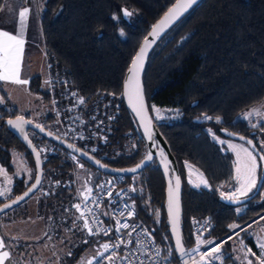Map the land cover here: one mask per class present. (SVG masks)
I'll use <instances>...</instances> for the list:
<instances>
[{
  "label": "trees",
  "instance_id": "trees-1",
  "mask_svg": "<svg viewBox=\"0 0 264 264\" xmlns=\"http://www.w3.org/2000/svg\"><path fill=\"white\" fill-rule=\"evenodd\" d=\"M174 2L44 0L39 14L43 45L63 73L62 89L74 90L85 104L92 106H100L103 98L109 102L112 114L107 132H99V138L68 141L112 168L132 167L145 156L146 145L122 101V83L140 43ZM3 4L4 0H0V9ZM124 9L132 15L125 17ZM114 15L119 21L112 19ZM49 66L51 71L53 67L50 63ZM142 80L151 116L152 104L177 114L171 121H157L153 116L152 119L168 144L182 179V241L186 249L195 247L197 242L198 235L193 232L195 221L208 220L211 228L204 237L221 241L229 236V225L251 224L259 219L264 213V161L255 193L238 204H225L218 188L232 183V159L212 140L207 127L225 137V133L230 132L256 143L257 132L251 134L252 128L234 118L264 99V0H201L151 51ZM40 87L41 78L33 76L28 90L47 99ZM0 94L7 100L1 86ZM81 108L79 111L84 113V118L90 115L89 109ZM100 112L99 109L98 114ZM16 116L14 107H0V166L9 172L12 155L18 154L24 157L33 176L30 181L14 184V196L25 191L35 176L30 153L6 126V121ZM204 116L216 121H196ZM28 136L40 152L43 163L40 187L48 195L43 194L40 203L51 207L53 202L57 214L61 215L66 206L73 205L72 186L68 184L72 180V167L66 157L56 152V145L32 131ZM129 140L134 147L126 152ZM80 162L94 173V180L107 177ZM186 163L201 171L209 189H194L185 182ZM127 181L135 200L137 218L150 231L156 244L172 248L164 213L165 184L157 163L152 162ZM238 207H243L239 213ZM251 246L256 250L254 244ZM19 247L18 250H24ZM172 260L176 261L174 256Z\"/></svg>",
  "mask_w": 264,
  "mask_h": 264
},
{
  "label": "rangeland",
  "instance_id": "rangeland-1",
  "mask_svg": "<svg viewBox=\"0 0 264 264\" xmlns=\"http://www.w3.org/2000/svg\"><path fill=\"white\" fill-rule=\"evenodd\" d=\"M43 7L44 0H4V4L0 9V30H5L9 33H16L19 27V12L25 8L29 9L27 19L29 34L27 37V51L24 62L26 72L24 70V73H26L27 76L29 75L32 77L38 75L41 78L40 88L46 93L45 95H47L48 98L44 99V97L42 98V95L32 94L30 96L27 94V97H31V99H26V94H22L19 88L1 82V88L7 96V100H5L0 94V107L4 108L10 105L17 110L18 116L24 117L32 123L38 124L67 140L71 138V135L74 132L80 136L79 141L83 142L90 138H93V140L99 138V132H107L106 126L112 118L109 109V102L104 101V99L101 98L100 106H92V104H85V102L81 104L79 101L81 99L83 100V98H80L74 90L70 91L67 87L62 89L61 83H64L65 81L64 78H62L63 73L61 74V71H59L60 69H57L53 59L49 57L45 46L43 45L41 30L38 28L36 29L34 26L33 19L36 22V16L38 18ZM49 63L53 67L51 71ZM52 73L54 75H52ZM46 81L48 83H46ZM74 93L75 95H73ZM80 107H82V110L89 109L90 115L84 118L82 116L83 112L79 111ZM153 107L159 109V119H157V113L152 110ZM253 108H260L264 111V99L260 103L252 105L242 113L238 114L234 118V121L245 122L254 130L251 134H254L255 131L257 132L256 143H253L254 149L244 141L225 137L221 134L215 133L213 129L207 127V132L212 140L222 151L229 154L232 159V183L228 186H220L218 188L220 195L221 193H223L224 196L231 195L235 189L239 187L235 180L237 155L234 148H248L257 158V183L253 192L249 193V195H252L257 190L260 180L261 166L263 164V161H261L259 157L264 156V147H262V145H264V120H261L256 116L251 117L250 120L244 118L245 113ZM99 109L101 112L98 114ZM151 112L153 118L157 121H171L177 116L174 110L160 108L153 104L151 105ZM99 116L104 117V119L100 120L99 118L101 117ZM204 117H201L196 121L201 122L209 120ZM211 120L216 121L215 119H210V121ZM252 124H256L257 127L253 128ZM84 126H86V129ZM221 141H223V143H221ZM133 144L134 143L130 140L126 142V152L134 147ZM229 144L233 145L234 148H230ZM89 149L96 150V148ZM43 150L45 151V148ZM67 159L72 167V180L71 183H69V186H72L73 205H75L78 195L81 193H88L89 189L94 190L101 177H96L95 175L98 180H94V173L82 165L78 159H73L72 155ZM10 165L11 169L9 172H6L4 168L0 166V169H3V172L0 173V189H3L6 185L11 189V191L5 196H0L1 204L15 197V193L12 192L14 184H18V181L23 183L30 181L33 176V171L26 167L24 157L21 155L13 154ZM186 165H190L191 167L189 168ZM190 171L192 173L191 176L189 175ZM201 174V171L197 167L188 163L185 164L183 174L185 182L194 189H209L210 186L208 182L207 187L200 183L199 176ZM203 178L206 180L204 175ZM9 179L11 181L10 184L7 183ZM190 180L192 181L191 183H189ZM196 185H199V187ZM43 194L48 195L47 192H45V189L40 187L38 191L24 203L0 215V226L4 227L5 224H9L7 233L9 244H7V248L13 263L86 264L89 259L95 257L98 253V242H95L94 239L89 238L84 233L83 226H81L82 224H80L79 219H77V213L73 205L71 207L66 206L61 215L60 213L57 214V209H55L53 202L51 207L44 206L40 203ZM249 195L247 197H249ZM247 197L242 196L239 199H246ZM49 202H51V200H49ZM237 209L242 211L243 207H238ZM237 225H239V227L234 230L230 231L228 228L230 234L225 240H215L217 243H224L223 247L220 249V258L216 259L213 263L247 264V261L251 260L252 264H259L261 249L258 246L257 237L259 236L264 239V231H262L264 230V213L259 219L251 224L238 223ZM241 229H246V231H241ZM237 232L240 233L239 236L236 235ZM206 233L207 231L199 235V239L213 240L205 238L204 235ZM229 237H231V239H229ZM241 240H243L244 245L246 246L245 249H242L240 246ZM84 241H89L88 247L84 246ZM251 243L254 244L256 250L252 249ZM19 246L24 250H18L17 248ZM196 246L197 244L195 247ZM161 247L169 249V246L166 245H161ZM193 248H190L188 251ZM248 249L251 250V255L245 258V251ZM200 250L201 252H204L206 251V247L201 246ZM195 256H198L196 261H199V255ZM172 263H177V261L172 260Z\"/></svg>",
  "mask_w": 264,
  "mask_h": 264
},
{
  "label": "snow or ice",
  "instance_id": "snow-or-ice-1",
  "mask_svg": "<svg viewBox=\"0 0 264 264\" xmlns=\"http://www.w3.org/2000/svg\"><path fill=\"white\" fill-rule=\"evenodd\" d=\"M197 3V0H177L176 4H174L172 7L168 9V12L165 14V16L152 27L151 32L149 33V36L151 37V40L148 38H145L143 44L141 45L139 52L136 54V56L133 58L131 62V66L128 68V77L125 80L124 83V95L128 98L129 104L132 107L133 111L136 112L137 117L142 121V126L145 129V134L148 136V138L151 140L152 137V124L151 120L147 119L146 116V109L144 105V96H143V89L140 81V71L143 68V58L146 55V49L151 46L152 43L155 42V39L157 36L160 35V33L169 25H171L173 22H175L177 19H179L180 16H182L185 12H187L190 8L193 7ZM29 15V9L25 8L22 11L19 12V27L17 29V32L15 34H11L8 31L0 30V81H5L9 83H13L16 85H25L28 83L27 80H23L20 78V71H21V63L24 53V45H25V29L27 25V19ZM123 15L125 17H129L132 15L130 11L127 9L123 10ZM114 21H119V17L114 15L112 17ZM121 35H123V32H121ZM46 83H48L46 81ZM75 95V93L73 94ZM79 103H84V101L81 99ZM154 112L157 113V119L160 118L159 116V109H156L153 107L152 109ZM253 116L259 117L261 120H264V111H262L260 108H253L249 112L245 113L244 118L249 119ZM205 119H211V117L205 116ZM220 122V119L217 118V123ZM31 124V121H25L23 117L18 116L16 120H9L8 124L12 128L17 129L21 133L24 132L23 125ZM35 127H40L38 124L35 125ZM252 127H257L256 124H252ZM41 131H43V128H41ZM231 135V133H228ZM24 138L27 140L28 137L25 135ZM240 139H244V137H240ZM153 143H155L153 141ZM223 143V141H221ZM247 144L251 145L252 140H248ZM68 147L74 148L73 145H69ZM230 148H234L233 145L229 144ZM264 147V145H262ZM78 151V149H75ZM237 160L235 165V171L236 176L235 180L239 187L235 189V191L228 196H224L223 193H221L222 198L230 200L234 203L240 202V197H247L249 193H252L254 188L256 187L257 178H256V164H257V158L253 155L251 151H249L248 148H240L235 149ZM35 151V149H33ZM95 151V149H93ZM161 155H163V150H161ZM89 159H92V157H88ZM152 155L148 154L145 158V161H142L140 165H137L136 168L129 169V171L136 172L138 168L143 167L144 163L147 161L152 160ZM75 159V157H73ZM261 161H264V156L259 157ZM97 164H99V161H96ZM187 167H191L190 165H186ZM100 167H104V165H100ZM165 167L167 168V164L165 163ZM37 168H39V165H37ZM3 172V169H0V173ZM189 175L191 176V171L189 172ZM200 183L204 184L205 187H207V181L203 178V175L201 174L199 176ZM192 181L190 180L189 183ZM8 184L11 183L10 179L7 181ZM41 183V178L39 175V172L37 173L35 177V183L28 189L27 192H25L23 195L18 196L15 200L12 201V204H16L19 201L23 200L25 197L29 195L38 185ZM199 187V185H196ZM103 187V186H101ZM179 188H180V180L179 178H176L175 181V190L171 187V182L169 186L168 191V215H169V223L171 225V229L174 234L177 233L179 224H180V207H179ZM11 191L10 188L7 187V185L0 189V196H5ZM81 195H84L81 193ZM109 196L112 195L111 191L108 193ZM117 196H121V193H116ZM91 196V190L89 189V194L86 195L85 201L89 200ZM93 203H96V201H93ZM98 206V205H97ZM11 207V204H4V208H0V211H3L6 208ZM77 209L78 212H80V216L77 217V219H83V227L87 230L88 235H94L99 234L103 232L104 235H108L109 230L107 228H99L95 227L100 223V221L95 218V214L92 212L91 209L87 210L88 215H92L93 219L90 221L85 218L86 213L84 211H81V206L79 204L73 205ZM125 211L127 212V216L131 218L133 216V211L130 205L125 202V210L120 212L121 216L125 215ZM239 209H237V212L239 213ZM159 216V213L157 212V217ZM207 223V221H205ZM131 227L133 231H135L134 225L129 224H121L119 220H117V227L116 231L119 232L121 228L127 229ZM239 225L232 224L229 225V229L234 230L238 228ZM250 227V226H249ZM241 231H246V229H241ZM264 231V230H262ZM131 233H129L130 235ZM147 234V233H145ZM237 236L240 235L239 232L236 233ZM231 239V237H229ZM87 243L88 241H84ZM224 242L217 243L215 240H201L197 239V246L193 248L190 251H187L184 249L182 245V241L180 237L177 235L176 238V251L180 254V258L182 261V264H187V260L184 258L186 256H195L199 255V261L193 260V264H213V262L216 259H219L221 256L220 249L223 247ZM257 243L259 248L261 249L260 256H259V264H264V239L257 237ZM127 244H125V247ZM201 246L206 247V251L201 252ZM210 246V247H209ZM242 249H245L246 246L244 245L243 240H241L240 244ZM103 251L97 253V259L99 260L101 257H104V253L109 252L110 247H119V245H109L108 243H105L101 245ZM6 245L4 241L0 240V264H5V261L10 258L9 251L5 250ZM157 255H159V249H156ZM215 254V255H213ZM251 255V250L248 249L245 251V258ZM115 256V253H112L109 255L106 259L111 261L113 257ZM123 259V258H121ZM87 264H92V261L89 260ZM247 264H252L251 260L247 261Z\"/></svg>",
  "mask_w": 264,
  "mask_h": 264
},
{
  "label": "water",
  "instance_id": "water-1",
  "mask_svg": "<svg viewBox=\"0 0 264 264\" xmlns=\"http://www.w3.org/2000/svg\"><path fill=\"white\" fill-rule=\"evenodd\" d=\"M201 0H197V3L195 5H197ZM177 0H175V2L170 6L172 7L174 4H176ZM193 5V6H195ZM169 7V8H170ZM168 8V9H169ZM168 9L160 16V18L151 26L150 30L148 31L147 35L144 37V39L142 40V42L140 43L135 55L133 56V58L136 56V54L139 52V49L141 47V45L143 44L145 38H148L149 40H151V37L149 36V33L152 30V27L157 24L164 16L165 14L168 12ZM191 9V8H190ZM189 9V10H190ZM188 10V11H189ZM187 11V12H188ZM185 12L182 16L179 17V19H177L175 22H173L171 25H169L168 27H166L159 36L156 37L155 42L151 44V46L149 48L146 49V55L143 58V68L140 71V81H141V85H142V89H143V96H144V105H145V109H146V116L147 119L151 120V124H152V139L150 140L148 138V136L145 134V129L142 126V121L137 117L136 112L133 111L132 107L129 104L128 98L124 95V83L126 78L128 77L129 73H128V68L131 66V62L133 60H131L125 75H124V79H123V83H122V93H121V97H122V101L124 106L126 107V109L128 110V112L130 113L131 117L133 118L135 125L141 135V138L143 139L145 145H146V153L144 158L137 163L136 165L132 166V167H128V168H123V169H116V168H112L110 166L105 165L104 163H102L100 160H98L97 158H95L93 155L89 154L88 152H86L85 150L79 148L78 146H76L75 144H73L72 142L64 139L63 137L47 130L46 128H43L42 126L40 127H35L34 123L31 124H27L25 123L23 125L24 128V132L21 133L20 131H18L15 128H12L11 126H9L8 121L9 120H16V117L8 119L6 121V126L8 128V130H10L12 133L15 134V136L19 139V141L25 146V148L27 149V151L30 153L33 162H34V166H35V176H34V180L31 183V185L25 190L23 191L21 194L15 196L14 198H12L11 200L0 204V208H4V204H11V207L4 209L3 211H0V215L15 208L16 206L24 203L26 200H28L31 196H33L38 189L40 188V185L42 183V178H43V163H42V158H41V154L40 152L36 149V147L34 146V144L32 143V141L30 140L29 136H28V132L32 131L34 133H36L37 135H39L41 138L46 139L47 141L53 143L54 145L62 148L64 151L68 152L70 155L76 157L77 159H79L80 161L88 164L90 167H92L93 169H95L96 171L100 172L103 175L106 176H125V177H131L134 176L138 173H140L141 171L145 170L152 162H156L159 170L161 172V175L163 177L164 180V184H165V188H164V213L166 216V222H167V226H168V234L172 243V249H173V253H174V257L176 259V261L179 264H182L181 258H180V254L176 251V238L177 235L180 237L181 241H182V223H181V219H182V200H181V194H182V187H183V183H182V179L179 173V169H178V165L177 162L175 160V158L173 157L172 153L170 152L169 146L166 143L165 139L163 138V136L160 134L158 128L156 127L152 116L150 114L146 99H145V95H144V88H143V72L149 57V54L151 53V51L154 49V47L157 45V43L161 40V38L167 33V31L174 26L178 21H180L184 15L187 13ZM21 117V116H20ZM23 119L25 121H30L26 118L23 117ZM41 128H43V131H41ZM228 133L230 132H226V137L228 138H232V139H237V140H241L244 141L245 143H247L248 138L244 137V139H240V137H243L241 135L238 134H234L231 133V135H229ZM27 136L28 139L26 140L24 138V136ZM153 141L155 143H153ZM69 145H73L74 148H70L68 147ZM249 145V144H248ZM251 148L254 149V144L252 142L251 145H249ZM33 149H35V151H33ZM75 149H78L75 150ZM161 150H163V155H161ZM148 154L152 155V160L147 161L144 163L143 167L138 168L136 172H132L129 171V169H133L136 168L137 165H140L142 161H145V158ZM92 157V159H89L88 157ZM96 161H99V164L96 163ZM165 163L167 164V168L165 167ZM37 165H39V168H37ZM100 165H104V167H100ZM39 172L40 178H41V183L40 185H38L31 193H29V195L27 197H25L23 200L19 201L16 204H12V201L15 200L18 196L23 195L25 192L28 191V189L35 183V177L37 175V173ZM176 178H179L180 180V188H179V207H180V224H179V228L176 234L173 233L172 229H171V225L169 223V215H168V191H169V186H170V182H171V187L173 188V190H175V181ZM222 201L227 204V205H235L238 203H234L230 200L224 199L222 198ZM242 201V199H240V202ZM239 202V203H240ZM0 240L3 241L2 237L0 236ZM182 245L184 247L185 250L186 247L183 244L182 241ZM5 250H7L5 248ZM8 251V250H7ZM188 251V250H187ZM198 256H186L184 259L187 260V264H193V260L197 259ZM5 264H14L12 261V258L10 256V258L8 260L5 261Z\"/></svg>",
  "mask_w": 264,
  "mask_h": 264
},
{
  "label": "built area",
  "instance_id": "built-area-1",
  "mask_svg": "<svg viewBox=\"0 0 264 264\" xmlns=\"http://www.w3.org/2000/svg\"><path fill=\"white\" fill-rule=\"evenodd\" d=\"M79 137L80 136L74 132L69 140L76 142L80 140ZM56 152L66 158L71 156L67 155L65 151L58 146ZM127 178L128 177L121 175L100 178L95 189L91 190L89 200L85 201L84 198L89 192L84 195L79 194L77 197L75 205L79 204L81 206V211L86 213L85 218L90 221V225L93 216L87 214L88 209H91L95 214V218L100 221L95 227L107 228L109 230L108 235H104L103 232L88 235L87 230L83 227L85 234L89 238L98 241V252L103 251L101 245L105 243H108L110 246L119 245V247H110L109 252L104 253V257H101L99 260L97 259V254L89 260L92 261V264H179L178 262L172 263V257L174 255L173 249L171 247L165 249L156 244L150 231L137 218L135 200ZM53 185H56V183ZM109 191L112 193L111 196L108 195ZM116 193H121V196H117ZM93 201H96V203H93ZM125 202L132 208L133 216L131 218L127 216L126 211L124 216L120 215V212L125 210ZM75 210L77 217H79L80 212H78L76 208ZM117 220H119L121 224L126 223L134 225L135 231L129 227L127 229L121 228L120 231L117 232ZM79 221L83 226V219H79ZM205 221H207V223H205ZM210 228L211 224L208 220L195 221L193 224V232L197 235L209 231ZM129 233L131 234L129 235ZM125 244H127L126 247ZM156 249H159V255H157ZM112 253H115L113 259L111 261L107 260L106 258Z\"/></svg>",
  "mask_w": 264,
  "mask_h": 264
},
{
  "label": "crops",
  "instance_id": "crops-1",
  "mask_svg": "<svg viewBox=\"0 0 264 264\" xmlns=\"http://www.w3.org/2000/svg\"><path fill=\"white\" fill-rule=\"evenodd\" d=\"M38 18H39V16H38ZM37 18V16H36V22H35V20L33 19V21H34V26L36 27V29L38 28V29H40V25H39V19ZM28 30H29V27L26 25V29H25V33H24V37H25V45H24V53H23V58H22V63H21V71H20V78L21 79H23V80H27L28 81V83L27 84H25V85H16V84H13V83H9V82H5V81H0V86H2L1 84L2 83H6V84H9L10 86H12V87H15V88H19L20 90H21V92H22V94H26L25 95V98L27 99V98H29V99H31V97H27V94H29L30 96L32 95V93L28 90V84H29V81H30V79L33 77H31V76H27V74L26 73H24V70H25V72H26V69H25V66H24V62H25V55H26V51H27V37H28V34H29V32H28ZM11 34H15V32H12ZM2 82V83H1ZM26 165V167H27V164H25ZM28 168V167H27ZM29 169V168H28ZM30 170V169H29ZM13 192V191H12ZM79 223L81 224V222L79 221ZM82 226V225H81ZM8 229H9V224H5V226L4 227H2V226H0V236L2 237V239H3V241H4V243H5V245H6V249L8 250V248H7V244H9V241L7 240V233H8ZM83 231H84V229H83ZM84 233H85V231H84ZM199 238V235H198V237H197V239Z\"/></svg>",
  "mask_w": 264,
  "mask_h": 264
}]
</instances>
